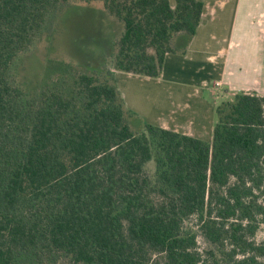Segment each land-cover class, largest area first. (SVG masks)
I'll use <instances>...</instances> for the list:
<instances>
[{
    "label": "trees",
    "instance_id": "trees-1",
    "mask_svg": "<svg viewBox=\"0 0 264 264\" xmlns=\"http://www.w3.org/2000/svg\"><path fill=\"white\" fill-rule=\"evenodd\" d=\"M91 1L0 0V264H264V96L219 104L205 142L145 123L115 76L160 78L204 2L96 0L103 63L39 60Z\"/></svg>",
    "mask_w": 264,
    "mask_h": 264
},
{
    "label": "crops",
    "instance_id": "crops-1",
    "mask_svg": "<svg viewBox=\"0 0 264 264\" xmlns=\"http://www.w3.org/2000/svg\"><path fill=\"white\" fill-rule=\"evenodd\" d=\"M202 1L203 20L186 54L167 55L160 78L115 76L127 107L145 123L211 142L219 105L212 100L264 96V0Z\"/></svg>",
    "mask_w": 264,
    "mask_h": 264
},
{
    "label": "rangeland",
    "instance_id": "rangeland-1",
    "mask_svg": "<svg viewBox=\"0 0 264 264\" xmlns=\"http://www.w3.org/2000/svg\"><path fill=\"white\" fill-rule=\"evenodd\" d=\"M74 3V7L65 10L60 15L58 34H56L52 45H47L44 40L40 41L37 56L42 61L52 58L76 63L82 59L84 61L82 65L86 66L85 68L88 66L97 67L103 63L98 55L106 49L111 39L114 40L113 36L117 32L116 27L111 24L112 20L104 14L102 2L92 0L89 3ZM215 84L212 85V89H217ZM234 97L233 94H229L222 96L221 99L211 100L221 104L232 101ZM259 238H264V228L260 231Z\"/></svg>",
    "mask_w": 264,
    "mask_h": 264
},
{
    "label": "built area",
    "instance_id": "built-area-1",
    "mask_svg": "<svg viewBox=\"0 0 264 264\" xmlns=\"http://www.w3.org/2000/svg\"><path fill=\"white\" fill-rule=\"evenodd\" d=\"M215 86H216V88H218V87H221L222 85H221V83H216ZM250 92H252V91H247V92H244V93H250ZM241 93H243V92H241Z\"/></svg>",
    "mask_w": 264,
    "mask_h": 264
}]
</instances>
